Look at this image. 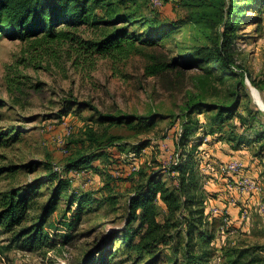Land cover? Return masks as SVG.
Segmentation results:
<instances>
[{
    "label": "rangeland",
    "instance_id": "rangeland-1",
    "mask_svg": "<svg viewBox=\"0 0 264 264\" xmlns=\"http://www.w3.org/2000/svg\"><path fill=\"white\" fill-rule=\"evenodd\" d=\"M222 1L226 9L230 0ZM199 5L200 0L118 3V15L132 11L136 18L129 24L130 42L105 55L95 52L91 45L110 33L113 26L85 24L72 29L63 25L57 30L64 31L65 38L57 41L42 36L22 41L0 35V195L24 188L31 181L42 183L28 214V219L35 221L51 192L44 178L45 165L63 174V163L96 149L93 135L103 143L109 136H121L120 146L127 150L136 148L139 142L148 143L141 154V167L148 171L167 169L177 159L171 145L188 107L197 103L198 119L209 125L214 110L208 111L206 106L228 102L234 97L231 91L237 89L238 116L224 127L223 139L210 144L207 140L218 139L219 135H207L195 155L204 193L202 217L213 238L209 242L196 238L187 246L189 213L181 209L169 222L168 245L159 249L179 264H185L189 250L193 254L207 253V264H231V254L236 250H254L264 259V136L260 134L264 131V110L255 99L257 95L264 103V0L256 2L255 10L245 11L244 19L235 27L231 71L236 74L225 69L224 75L232 76L226 82L220 75L223 69L197 50L214 47L221 30V23L214 18L217 9L206 8L213 17L201 18L206 11ZM168 24L172 34L154 36ZM154 65L167 67L150 75ZM74 102L91 106L78 110L72 107L65 115L64 105ZM100 114L132 116V127L124 121H102ZM141 116H149L152 125H139ZM229 131L236 139L243 137L239 147L235 148V142L228 138ZM198 134L202 135L200 131ZM100 147L112 159L110 163H96L105 176L95 172L75 174L71 184L79 191L118 197L115 210L106 206L100 210L104 223L93 225L88 219L70 242L31 251L12 245L9 234H1L0 264H86L101 255L106 236L124 225L127 211L122 195L130 191L132 179L126 180V155H121L115 145ZM231 164L240 166L231 172ZM163 179L175 188L176 182L167 177V172ZM242 179L253 181L254 191L241 192ZM63 206L61 200L58 210ZM213 208L221 212L214 213ZM165 218L166 211L160 207L157 219L163 222ZM118 245L115 242V247ZM128 257L112 256L111 264H129L134 258ZM245 262L240 260L239 264Z\"/></svg>",
    "mask_w": 264,
    "mask_h": 264
},
{
    "label": "trees",
    "instance_id": "trees-1",
    "mask_svg": "<svg viewBox=\"0 0 264 264\" xmlns=\"http://www.w3.org/2000/svg\"><path fill=\"white\" fill-rule=\"evenodd\" d=\"M124 1L126 0H0V35L22 41L39 36H42L41 39L57 41L65 38L66 33L60 29L57 30V27L63 25L72 29L85 24L113 26L110 33L91 46L95 52L102 55L110 53V51L114 53L121 48L124 42H130L128 39L129 24H132L136 18L132 11L124 15L117 14L115 6ZM207 1L208 3L204 5V0H200L199 7L205 11L211 6L217 9L214 11V18H217L216 22L221 23V30L214 47H203L197 50L202 52L201 54H206L210 61L223 69L220 75L222 82H226L232 77L228 73L236 74L231 71V66L234 64L232 47L237 37L234 33L235 27L244 19L245 11L255 10L256 2L260 0H240L243 1L241 4L230 0L226 9L222 0ZM212 14L206 11L201 14V18L213 17ZM120 22L126 24L116 27ZM158 31L155 33L156 35L154 32H151L150 35H159L162 38L172 34L169 24ZM166 67L154 65L149 74H159ZM225 69L229 70L227 75H224V73L226 74ZM231 95L234 97H231L226 103L206 106L208 111L214 110V113L209 116V125L201 123L198 119L196 115V110L199 108L197 103L188 107L172 145L173 150L177 153V159L167 169L148 171L146 168L143 169L140 164L137 171L128 172L129 164L141 158L148 143L139 142L136 148L127 150L126 146H120L123 139L121 136H109L103 143L96 135H93L92 141L97 143L96 149L63 163L61 167L64 171L63 174L55 171L50 165H45L44 178L49 182L51 192L35 221H30L28 214L33 199L39 194L38 190L42 183L31 181L24 188H15L8 194L0 195V235L9 234V243L22 250L31 251L52 248L57 243L64 245L70 242L79 235V226L88 219L93 225L104 223L101 219L104 213H100V210L105 206L110 210H115L118 197L111 193H109L111 195H99L92 191H79L73 188L71 181L75 174L87 172L100 173L105 176V171L102 173V169L98 168V165L108 163L112 159H109L111 154L106 153L105 148L100 146L115 145L118 152L128 158L126 180L132 179L130 191L122 195V198L126 200L127 215L124 225L106 236L104 241L106 247L99 250L101 255L86 264H111L112 256L117 257L119 254L134 258L129 264H179L176 259L168 257L159 248L168 245L169 222L181 209L189 213V220L186 222L187 246H190L196 238L199 241L206 240L207 242L213 238V234L206 229L207 223L202 217L204 214V193L201 188L195 155L198 144H201L207 135L218 134L219 137L210 142L207 140L206 143L211 144L215 140L223 139L225 136L224 127L227 124L231 125L229 122L238 116L239 91L234 89L231 91ZM84 105L91 106L85 102H74L72 106L64 105L63 111L66 115L72 107L78 110ZM92 108L96 110L94 107ZM100 116L102 121L110 120L116 124L124 121L129 127H132L134 120L132 116L120 118L110 115L102 116L101 114ZM138 118L141 126H151L153 123L149 116ZM199 131L202 135L198 134ZM260 134L263 137L264 131H261ZM228 138L235 142V148L244 141L240 136L236 139L233 131H229ZM258 138L259 136L256 137V140ZM114 160L117 162V159ZM166 172L167 177L176 182L174 189L163 179ZM61 200L64 201V206L58 210ZM160 207L166 211V218L163 222H159L157 219ZM28 223L29 225H26ZM115 242H118V247H115ZM231 256L234 257L231 264H239L240 260H245V264H264V259L258 257L254 250H236L232 252ZM207 262V253L193 254L190 250L186 252L185 264H207Z\"/></svg>",
    "mask_w": 264,
    "mask_h": 264
},
{
    "label": "built area",
    "instance_id": "built-area-1",
    "mask_svg": "<svg viewBox=\"0 0 264 264\" xmlns=\"http://www.w3.org/2000/svg\"><path fill=\"white\" fill-rule=\"evenodd\" d=\"M140 164H141V161L140 159L138 160H135L134 162L130 163L129 164V171L128 172H135L139 169L140 167ZM240 165H237V164H231L229 166V171L231 172H235L237 171V169L239 168ZM240 186H239V189L241 190V192H245V191H254V189L256 188L255 184L253 181H250V180H245V179H242L240 181ZM212 211L214 213H218V212H221V209H218V208H213Z\"/></svg>",
    "mask_w": 264,
    "mask_h": 264
},
{
    "label": "bare ground",
    "instance_id": "bare-ground-1",
    "mask_svg": "<svg viewBox=\"0 0 264 264\" xmlns=\"http://www.w3.org/2000/svg\"><path fill=\"white\" fill-rule=\"evenodd\" d=\"M255 99H256L257 103L259 104V106H261L262 109L264 110V103L259 99V97L257 95H255Z\"/></svg>",
    "mask_w": 264,
    "mask_h": 264
},
{
    "label": "crops",
    "instance_id": "crops-1",
    "mask_svg": "<svg viewBox=\"0 0 264 264\" xmlns=\"http://www.w3.org/2000/svg\"><path fill=\"white\" fill-rule=\"evenodd\" d=\"M171 144H172V141H171ZM172 146V145H171ZM210 146V145H209ZM215 145L211 146V148H213Z\"/></svg>",
    "mask_w": 264,
    "mask_h": 264
}]
</instances>
